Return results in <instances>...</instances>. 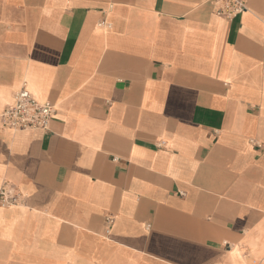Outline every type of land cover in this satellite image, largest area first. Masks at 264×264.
Here are the masks:
<instances>
[{
	"label": "crops",
	"instance_id": "1",
	"mask_svg": "<svg viewBox=\"0 0 264 264\" xmlns=\"http://www.w3.org/2000/svg\"><path fill=\"white\" fill-rule=\"evenodd\" d=\"M0 0V264H264V0Z\"/></svg>",
	"mask_w": 264,
	"mask_h": 264
},
{
	"label": "built area",
	"instance_id": "2",
	"mask_svg": "<svg viewBox=\"0 0 264 264\" xmlns=\"http://www.w3.org/2000/svg\"><path fill=\"white\" fill-rule=\"evenodd\" d=\"M216 15L231 19L246 10L245 0H213ZM55 114V106L51 102L37 101L23 87L15 93L14 101L0 114L1 124L13 130L47 129ZM20 202V195L9 184L0 186V206H8Z\"/></svg>",
	"mask_w": 264,
	"mask_h": 264
}]
</instances>
